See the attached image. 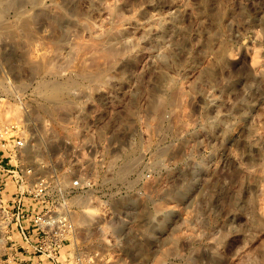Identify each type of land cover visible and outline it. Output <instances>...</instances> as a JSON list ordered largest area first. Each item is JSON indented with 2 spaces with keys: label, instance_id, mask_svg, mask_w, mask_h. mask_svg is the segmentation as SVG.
I'll list each match as a JSON object with an SVG mask.
<instances>
[{
  "label": "rangeland",
  "instance_id": "1",
  "mask_svg": "<svg viewBox=\"0 0 264 264\" xmlns=\"http://www.w3.org/2000/svg\"><path fill=\"white\" fill-rule=\"evenodd\" d=\"M0 125L94 264H264V0H0Z\"/></svg>",
  "mask_w": 264,
  "mask_h": 264
},
{
  "label": "built area",
  "instance_id": "2",
  "mask_svg": "<svg viewBox=\"0 0 264 264\" xmlns=\"http://www.w3.org/2000/svg\"><path fill=\"white\" fill-rule=\"evenodd\" d=\"M14 128L0 125V214L9 229V239L16 236L10 240L11 260L22 258L25 264L29 261L30 264H94V258L107 256L103 250L105 244L100 247L83 244L93 230L81 227L78 217L83 212V200H80L86 197L89 201L88 192L92 188L88 186L89 180L83 179V185L65 193L60 202H51L47 179L43 175L35 177L20 163L19 155L25 151L24 141L14 138ZM91 211H87L94 217L91 225L99 227L105 220L104 211L99 207ZM18 241L22 243L21 251Z\"/></svg>",
  "mask_w": 264,
  "mask_h": 264
},
{
  "label": "bare ground",
  "instance_id": "3",
  "mask_svg": "<svg viewBox=\"0 0 264 264\" xmlns=\"http://www.w3.org/2000/svg\"><path fill=\"white\" fill-rule=\"evenodd\" d=\"M45 88H46V92H47V94H49V96L51 97V98H54V97H56L57 95V91L60 89V85H58V84H52V85H45L44 86ZM130 161V160H129ZM133 162V161H132ZM128 164V163H127ZM131 165H133V163H131L130 165H128L127 166V168L125 169V170H123L122 172H120V173H122V174H125L129 169V167H131ZM121 170V169H120ZM130 171V170H129ZM127 174V173H126ZM104 178V177H103ZM102 180V179H101ZM105 181V180H104ZM81 201V200H80ZM85 201V200H84ZM87 202V201H86ZM87 205V204H86ZM87 211H88V208H87ZM81 214V213H80ZM84 215V214H83ZM88 215V214H87ZM89 217V216H88ZM85 220L83 219V222H84ZM82 222V221H81ZM82 222V223H83ZM88 223V222H87Z\"/></svg>",
  "mask_w": 264,
  "mask_h": 264
}]
</instances>
